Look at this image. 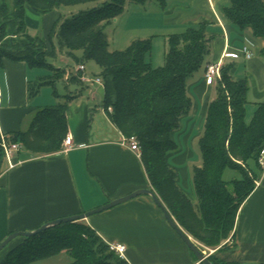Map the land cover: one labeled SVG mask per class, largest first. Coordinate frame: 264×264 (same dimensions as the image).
<instances>
[{"label": "trees", "instance_id": "obj_1", "mask_svg": "<svg viewBox=\"0 0 264 264\" xmlns=\"http://www.w3.org/2000/svg\"><path fill=\"white\" fill-rule=\"evenodd\" d=\"M147 2L164 6L166 0H0V64L7 58L23 60L29 67L48 68L49 74L28 82V94L35 97L48 84L55 88L58 99L56 104L38 109L27 130L6 136L34 154L59 151L69 129L68 102L74 98L69 87L75 84L82 88L84 81L82 71L57 68L49 58L56 57L58 46L61 54L72 57L78 65L95 61L100 67L96 76L102 81V107L126 138L138 140L150 184L180 226L206 247L215 248L234 236L238 211L263 171L259 155L264 147V100L247 123L248 83L234 77L233 64H223L221 77L213 83L216 96L209 103L198 141L202 164L193 168L197 200L192 202L178 185L169 155L178 149L172 135L192 106L188 80L209 55L212 36L204 24L168 35L165 61L160 67H153L147 58L152 49L150 38L111 50L106 25L126 4ZM90 3L94 5L58 20L45 37L28 30V5L45 14L62 6ZM224 12L231 24L249 27L264 40V0H229ZM77 50L82 58L75 54ZM261 53L264 56V45ZM59 80L69 89L63 94L55 86ZM5 161L0 144V174ZM228 170L237 171L240 177L227 179ZM21 238L0 264H37L62 252L69 261L61 264H129L81 221L62 222ZM208 258L213 264H226L212 255Z\"/></svg>", "mask_w": 264, "mask_h": 264}, {"label": "crops", "instance_id": "obj_2", "mask_svg": "<svg viewBox=\"0 0 264 264\" xmlns=\"http://www.w3.org/2000/svg\"><path fill=\"white\" fill-rule=\"evenodd\" d=\"M228 3L229 0H166L164 6L152 5L151 14L163 17L154 22L162 27L160 31L173 34L184 31L179 30L181 27L186 30L204 24L212 36L203 74H194L188 80L192 106L172 135L178 149L169 155L178 185L192 202L197 200L192 180L196 165L192 168L190 163L199 161L195 147L203 133L209 103L216 96V84L209 85L204 79L206 65L219 61L233 64L234 77L247 81V123L264 100V40L256 37L251 28L241 29L229 22L224 12ZM126 6H135L134 12H139L137 3ZM58 17L55 10L42 14L43 30L36 35H47ZM25 21L29 32L30 28L38 31L37 19L26 17ZM167 33H153L152 47L161 37L165 38L166 49ZM244 47L251 52L250 57ZM226 51L235 56H225ZM147 58L153 67H160L165 61V57L163 61L155 60L152 51ZM35 68L23 60L7 58L0 64V130L6 135L27 130L40 109L37 100L28 94V82L47 73ZM102 90V85L95 83L72 91L74 98L68 102L67 121L68 133L74 138L73 148L34 154L22 147L15 154L13 167L5 161L0 174V242L12 232L35 230L48 221L96 209L140 189H152L167 209L148 180L141 151L128 146L126 137L105 113ZM78 221L95 230L106 243L125 244L129 264H201L150 194H140ZM21 240L18 237L10 242L0 253V261ZM202 251L226 264H264V168L255 189L238 211L234 236ZM59 255L69 260L65 252ZM37 264L61 263L49 258Z\"/></svg>", "mask_w": 264, "mask_h": 264}, {"label": "rangeland", "instance_id": "obj_3", "mask_svg": "<svg viewBox=\"0 0 264 264\" xmlns=\"http://www.w3.org/2000/svg\"><path fill=\"white\" fill-rule=\"evenodd\" d=\"M153 3L156 2H147L146 4H139L138 13L134 12L136 8H133L135 6H132L129 8V6H126L125 10L122 11L120 14H118L109 24L106 25L105 31L108 36V45L111 50L113 49H125L127 48L130 43L133 40L136 39H145V38H150L152 40V34L153 33H167V31H160L162 27H159V25H155V21H160L162 20L163 17L161 14H151L152 13V8H154L152 5ZM94 4H80V5H74V6H62L59 9H56L57 15H59L57 21H62L66 17L70 16L73 13H76L82 8H90ZM134 5V4H132ZM157 5H159L157 3ZM25 18L27 17L30 20L37 19L38 20V31L36 29H31L30 28V34L36 35L37 33L40 34L43 30V25H42V14L36 13L29 5L26 6L25 8ZM186 27H181L179 30H185ZM170 32V31H168ZM45 33V31H44ZM172 33H167L164 36H168ZM46 35V33L44 34ZM42 35V36H44ZM47 36V35H46ZM45 37V36H44ZM164 39L165 38H159L158 40H155V48L152 47L151 51L154 53L155 60H161L163 61V58L165 57L166 51H167V44H166V49H164ZM153 46V45H152ZM57 48V55L56 57H51L49 58V61L57 68H66L69 69L71 68L72 70L77 69V62L70 56L63 55L59 51L58 46ZM166 50V51H165ZM75 54L79 57L82 58V52L80 50L75 51ZM208 57V56H207ZM206 57V59H207ZM206 60L204 61L203 65L201 68L195 73V75L198 74V76H201L204 72V67H205ZM162 64V63H160ZM86 65V74L90 75L91 77H95L97 74L100 72V67L96 64L95 61L93 60H86L85 61ZM35 69H41L43 70L42 73H47L49 74L51 71L48 68H35ZM83 84H85L83 82ZM56 89L60 94H63L67 92L69 89L72 91H76L78 88H80V85H71L68 89L66 87L65 82L62 80L56 81ZM54 87L52 85H44L41 88V91L38 95H36L34 98L37 100V104H40L39 107L43 108L45 106H50L55 104L58 99L55 97L54 94ZM26 148L23 147V150ZM195 149L198 152V158L199 161H194L193 163H190V165H199L202 163V154L199 149V146L196 145ZM193 164V165H192ZM225 177L227 179L234 178V177H240V174L237 171H231L228 170L225 173ZM183 228V227H182ZM186 231V230H185ZM187 232V231H186ZM188 233V232H187ZM192 239L195 241V243L199 246L200 249L205 250V245L200 243L197 239H195L190 233H188ZM21 237V236H18ZM6 238V237H5ZM4 240V239H3ZM2 240V241H3ZM1 241V242H2ZM0 242V243H1ZM1 253V252H0ZM50 261H59V263H64L69 260H67L64 255L61 256L57 255L55 257L50 258Z\"/></svg>", "mask_w": 264, "mask_h": 264}, {"label": "built area", "instance_id": "obj_4", "mask_svg": "<svg viewBox=\"0 0 264 264\" xmlns=\"http://www.w3.org/2000/svg\"><path fill=\"white\" fill-rule=\"evenodd\" d=\"M243 51L245 52L247 57L251 56V52H249L246 47L243 48ZM225 56H235V54L226 51ZM222 66H223V63L220 61L219 62H210L206 65L204 79H205V82L207 84L211 85L216 81V79L221 77V67ZM77 70L82 71L81 79L84 82H86L87 84L92 85V84L96 83V84L102 85V81H101L100 77H98V76L91 77L90 75L84 73V70H85L84 64H79L77 66ZM108 110L111 111L112 108L108 107ZM126 142L128 143V146L132 150L137 151V152L140 151V145L138 143V140L134 136H132L130 138H126ZM0 144L4 150L6 160L9 163V167H13L15 165V162H14L15 154L18 151H20V149L22 148V145L20 143H17V142L9 141L7 139L6 134L4 132H2L1 130H0ZM74 146H75V143H74V138H73L72 134L67 133V135L63 139L61 151L67 152L68 150H70ZM259 164L263 169L264 168V147L260 151ZM108 245H109V249L111 251H114L115 253H117L121 258H125V251H126V245L125 244L120 243V242H111V243H108ZM203 252L206 253L205 251H203ZM206 255H209V254L206 253Z\"/></svg>", "mask_w": 264, "mask_h": 264}, {"label": "water", "instance_id": "obj_5", "mask_svg": "<svg viewBox=\"0 0 264 264\" xmlns=\"http://www.w3.org/2000/svg\"><path fill=\"white\" fill-rule=\"evenodd\" d=\"M140 194H150L152 196V198L154 199V201L162 208L164 216L166 217L167 221L169 222V224L171 225V227L178 233V235L181 237V239L188 245V247L191 249V251L196 255V257L198 258V260L204 264H213L211 262V260L208 258L209 255H206V253H204L199 246L195 243V241L192 239V237L186 232L184 231V229L175 221V219L173 218V216L171 215V213L169 212L168 209H166L164 207V205L162 204L161 200L159 199V197L157 196V194L152 190V189H140L137 191H134L128 195H125L123 197H120L118 199L115 200H111L110 202L87 212L84 213H80V214H76V215H71L68 217H62V218H57L51 221H48L46 223H44L43 225H41L40 227H38L35 230L32 231H15L10 233L1 243H0V251L6 247L12 240H14L15 238H17L18 236H31L34 234H37L51 226H54L56 224H60L62 222H67V221H78L81 219H85L86 217L101 212L103 210H106L108 208H111L115 205H118L122 202H125L133 197H136ZM243 264H255V263H243Z\"/></svg>", "mask_w": 264, "mask_h": 264}]
</instances>
